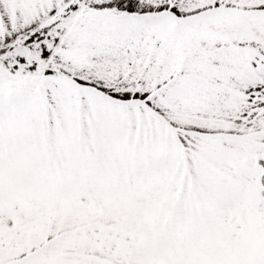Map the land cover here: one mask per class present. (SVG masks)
<instances>
[{"label": "snow or ice", "instance_id": "snow-or-ice-1", "mask_svg": "<svg viewBox=\"0 0 264 264\" xmlns=\"http://www.w3.org/2000/svg\"><path fill=\"white\" fill-rule=\"evenodd\" d=\"M0 264H264V0H0Z\"/></svg>", "mask_w": 264, "mask_h": 264}]
</instances>
